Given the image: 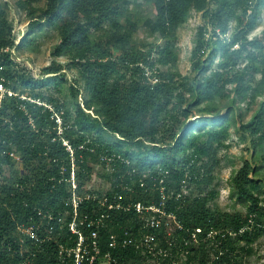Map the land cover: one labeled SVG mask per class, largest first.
<instances>
[{"label":"trees","instance_id":"16d2710c","mask_svg":"<svg viewBox=\"0 0 264 264\" xmlns=\"http://www.w3.org/2000/svg\"><path fill=\"white\" fill-rule=\"evenodd\" d=\"M13 1L29 30L17 43L0 0V82L13 92L0 100V264H72L59 253L78 243L70 222L102 213L101 257L114 264H245L264 238V30L250 36L264 0H146L147 14L131 8L137 0ZM193 12L192 74H182L178 31ZM44 27H57L55 59L26 79L12 51ZM140 28L160 42L137 40ZM232 130L248 155L229 178L239 206L222 210L212 183ZM162 187L183 228L152 230L154 251L111 246L112 233L138 241L151 231L149 213L101 200L160 205ZM30 224L37 240L22 230Z\"/></svg>","mask_w":264,"mask_h":264},{"label":"rangeland","instance_id":"374dc122","mask_svg":"<svg viewBox=\"0 0 264 264\" xmlns=\"http://www.w3.org/2000/svg\"><path fill=\"white\" fill-rule=\"evenodd\" d=\"M6 1V0H2ZM9 19L13 20L14 30L13 33L17 37V43L21 38L27 34L28 22L25 12L20 11L14 5L13 0H9ZM131 8L135 11H142V14H147L149 12L153 13L152 4L148 3L146 0H137V4H131ZM153 15V14H152ZM201 19L199 15L195 12L192 13L187 23H185L178 31V45H179V64L178 71L182 74H192L191 68V51L194 46V37L197 30V25L200 24ZM264 30V7L261 11L260 19L256 25L254 31L250 36L259 35ZM33 39V44L28 46H23L20 50H13L14 58L19 66L18 70H21V74L26 75V79L33 76L34 79L43 76V68L48 66L52 60L55 58L52 55L53 46L58 41V30L57 27H47L43 29H34V34L29 36V39ZM137 40L146 39L147 35L144 28H140L137 34ZM147 41L160 42L157 36H148ZM63 60V59H62ZM76 74H69L68 78H72ZM47 92V91H46ZM72 99V98H70ZM251 113H247L245 120H248ZM229 143L228 147H223L220 150L221 166L217 169L215 173V179L212 183V188H216L219 191V196L217 199V204L222 210H229L237 199L230 197V185L229 178L234 170H237L242 166L243 157L248 155L245 150L244 144L239 143L238 134L234 130L231 131V137L227 141ZM95 180V179H94ZM103 186L109 187V183L105 180L102 182ZM192 191L196 192L195 187H192ZM237 206L239 202L237 201ZM255 249L257 251L248 258L245 264H264V238L259 239L254 243ZM100 264H107V262L100 261ZM143 264H154L153 261H144Z\"/></svg>","mask_w":264,"mask_h":264},{"label":"built area","instance_id":"2783aa9c","mask_svg":"<svg viewBox=\"0 0 264 264\" xmlns=\"http://www.w3.org/2000/svg\"><path fill=\"white\" fill-rule=\"evenodd\" d=\"M2 80V78L0 77ZM13 95L11 90H7L3 84L0 82V100L5 98L6 96ZM13 157L17 158L14 154ZM74 172H72V183L73 187H76V183L74 181ZM162 197H165L164 188H161ZM179 196V195H178ZM82 201V198H78L77 196L74 197L73 202L74 206L77 207L78 203ZM103 205H108L109 209H125L129 210L132 206L137 210V212L142 213L145 209L152 210L157 215L152 216L151 218L147 219V224L152 228L163 226L167 230L168 234L172 233V226H175L178 229H182V224L178 221L177 217L174 214H166L164 210V200L161 201L159 206L152 205L149 207H145L141 202H136L134 204H122V203H109L108 198H104L101 200ZM109 218V213H102L97 219H90L85 217L81 219L79 222L74 218L70 222V230L72 233L78 236V243L75 248H65L64 245L60 244V255L64 258V255L68 254L74 256V260L72 264H95L98 260H101V250H100V234L99 229L106 225V219ZM80 225H86L87 228H91L90 233L86 236L83 231L79 228ZM36 224H30L26 229L25 233L30 235L33 239H38L37 233L35 232ZM176 230V229H175ZM200 229H197L199 232ZM127 234V233H126ZM156 236L154 234H145L141 241H135L131 237H127L123 241H119L118 234L112 233L110 235V245L116 247L118 245L125 246L130 243H135L136 246H140L141 244H146L149 248L153 249L152 242L155 240ZM192 238L194 240L197 239V233H192ZM166 254V252L164 253ZM102 261L107 262V264H114V259L112 258L110 253H106L103 256ZM101 262H99L100 264Z\"/></svg>","mask_w":264,"mask_h":264},{"label":"clouds","instance_id":"9594fccd","mask_svg":"<svg viewBox=\"0 0 264 264\" xmlns=\"http://www.w3.org/2000/svg\"><path fill=\"white\" fill-rule=\"evenodd\" d=\"M64 143V145H66L67 146V148L68 149H71V147L68 145V142L67 141H64L63 142ZM13 154V153H12ZM15 155V154H14ZM16 156V155H15ZM75 175V174H74ZM71 177H72V174H71ZM163 179L164 178H162L161 180H160V182H163ZM72 181V180H71ZM74 181H75V177H74ZM76 183V182H75ZM72 186H73V183H72ZM74 188V187H73ZM76 188V187H75ZM164 188V187H163ZM164 192H165V189H164ZM184 192H186V191H184ZM162 194V193H161ZM183 194V192L182 193H177V196L179 195V196H181ZM166 196H167V194L165 193V197H162V200L161 201H163L164 200V204H165V198H166ZM161 201H160V203H161ZM127 203H130V204H134L135 202H131V201H128ZM126 203V204H127ZM123 204V203H122ZM143 204V203H142ZM125 205V204H124ZM145 207H149V206H152V205H154V204H152V205H149V206H146L145 204H143ZM156 206H159V205H156ZM164 207H165V205H164ZM131 208H134L133 206L131 207ZM130 208V209H131ZM135 209V208H134ZM118 210H122V211H128V210H125V209H118ZM136 210V209H135ZM165 210V209H164ZM137 211V210H136ZM145 212H148L149 214L148 215H146V218H145V228H147V229H149V230H151V231H149V232H147V233H144V234H142V237H141V239H139L138 241H141L142 239H143V237H144V235L145 234H154L155 236H156V238H155V240L157 239V234L156 233H154V232H152V230H156V229H163V230H165V232L168 234V232H167V230L165 229V227H163V226H160V227H156V228H152L151 226H149L148 224H147V219L148 218H151L152 216H154V215H157L158 213H156V212H154V211H152V210H144L142 213H140V214H145ZM139 213V212H138ZM166 214L168 215V214H171V213H167L166 212ZM37 225V224H36ZM28 226H26V227H23V232H25V229L27 228ZM173 227V229H172V233H173V231H175V229H176V227L175 226H172ZM197 229H200V228H197ZM197 229H196V233H199L200 231H201V229H200V231L199 232H197ZM172 233H171V235H172ZM170 235V234H169ZM209 235H211V234H209ZM155 240L151 243L152 244V247H153V249H151V248H149L146 244H141L142 246H146V247H148L151 251H154V249H155ZM154 264H156V262L154 261L153 262Z\"/></svg>","mask_w":264,"mask_h":264}]
</instances>
